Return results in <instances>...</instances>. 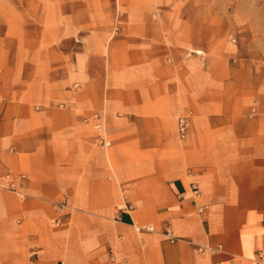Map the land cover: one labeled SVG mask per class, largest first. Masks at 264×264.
Here are the masks:
<instances>
[{
    "label": "crops",
    "instance_id": "1",
    "mask_svg": "<svg viewBox=\"0 0 264 264\" xmlns=\"http://www.w3.org/2000/svg\"><path fill=\"white\" fill-rule=\"evenodd\" d=\"M82 21L68 18L44 32L45 48L0 63V264H259L262 83L243 81L248 67L179 66L177 95L166 98L146 35L147 61L130 66L126 85L124 60L98 52L93 21ZM76 24L91 31L83 45L49 47ZM29 30L22 39L41 38ZM189 111L183 139L178 117ZM97 112L110 145L97 140Z\"/></svg>",
    "mask_w": 264,
    "mask_h": 264
},
{
    "label": "rangeland",
    "instance_id": "2",
    "mask_svg": "<svg viewBox=\"0 0 264 264\" xmlns=\"http://www.w3.org/2000/svg\"><path fill=\"white\" fill-rule=\"evenodd\" d=\"M68 18L93 21L98 52L113 49L124 60L126 85L134 77L130 66L147 61L141 40L150 35L148 63L161 66L153 78L165 83L166 98L177 95L179 66L248 67L243 81H260L264 94V0H0V63L12 65L29 50L45 48L44 32H60ZM76 26L72 40L58 38L49 47L62 52L83 45L91 31ZM25 29L43 39H22ZM258 113L257 104L249 105V118ZM181 116L190 122L193 112L181 114L178 122Z\"/></svg>",
    "mask_w": 264,
    "mask_h": 264
},
{
    "label": "built area",
    "instance_id": "3",
    "mask_svg": "<svg viewBox=\"0 0 264 264\" xmlns=\"http://www.w3.org/2000/svg\"><path fill=\"white\" fill-rule=\"evenodd\" d=\"M92 118L95 121V130L97 131V140L100 143H103L105 145H110V142L105 138L104 133H105V128L104 125L102 123V117L100 113H94ZM178 131L179 134L181 136V138L185 139L187 138L188 134H189V121H188V117L187 116H181L179 118V122H178ZM5 178H7L10 181V184L8 186V188L10 190L13 191H18V186L16 184V182L14 181V175L12 173H7L5 175ZM192 192L193 194L198 197L200 195V189L197 183H192ZM124 191V198L128 199L129 194H128V188L124 187L123 188ZM20 193V192H19ZM21 195H23V193H20ZM147 229L149 230H153L152 226L147 227ZM166 233L172 238L175 239L174 235L172 234L171 230L169 229V227L166 228ZM264 258V252H260L259 253V264H264L263 261Z\"/></svg>",
    "mask_w": 264,
    "mask_h": 264
}]
</instances>
